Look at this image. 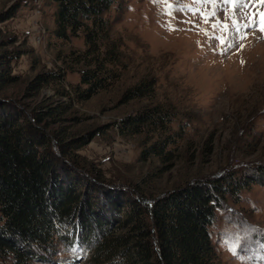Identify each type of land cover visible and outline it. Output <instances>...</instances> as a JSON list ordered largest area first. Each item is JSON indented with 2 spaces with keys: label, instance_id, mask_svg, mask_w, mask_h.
<instances>
[{
  "label": "rangeland",
  "instance_id": "1",
  "mask_svg": "<svg viewBox=\"0 0 264 264\" xmlns=\"http://www.w3.org/2000/svg\"><path fill=\"white\" fill-rule=\"evenodd\" d=\"M14 5L15 15L0 23V50L14 52L15 79L0 95L43 111L58 139L92 135L66 157L120 191L139 181L155 191L233 172L245 185L236 202L228 198L217 211L211 228L217 264H264V4L116 0L104 16L122 56L111 79L88 98L79 94L87 67L76 58L85 50L83 35L56 37L53 0H0V12ZM37 78L43 81L35 87ZM146 80L154 81L151 91L123 98ZM144 109L169 113L165 132L178 135L167 159L143 154L161 129L121 133V121ZM94 196L97 216L103 194ZM43 253L44 260L31 264H92L77 243L57 240ZM12 262V256L0 259Z\"/></svg>",
  "mask_w": 264,
  "mask_h": 264
},
{
  "label": "trees",
  "instance_id": "2",
  "mask_svg": "<svg viewBox=\"0 0 264 264\" xmlns=\"http://www.w3.org/2000/svg\"><path fill=\"white\" fill-rule=\"evenodd\" d=\"M53 1L56 37L83 35L85 50L76 58L87 67L81 73L86 87L79 94L88 98L111 79L122 56L120 43L109 40L110 22L104 16L116 0ZM15 11V5L1 11L0 23ZM14 57V52L0 50V91L15 79L10 73ZM56 76L51 74L50 79ZM35 81L38 87L43 80ZM153 87V80L143 81L123 98L144 96ZM29 108L0 95V259L12 256L13 264L42 261L43 251L59 240L77 243L92 264H217L211 237L217 211L227 207L228 198L236 202L245 185L233 172L155 191L139 181L120 191L87 177L86 170L69 162L68 155L92 135L65 142L48 132L49 116ZM170 121L168 111L144 109L119 125L122 134L161 129L143 154L167 159L172 153L168 146L178 135L165 132ZM81 180L84 188L79 194ZM97 192L103 194L104 209L95 216Z\"/></svg>",
  "mask_w": 264,
  "mask_h": 264
},
{
  "label": "snow or ice",
  "instance_id": "3",
  "mask_svg": "<svg viewBox=\"0 0 264 264\" xmlns=\"http://www.w3.org/2000/svg\"><path fill=\"white\" fill-rule=\"evenodd\" d=\"M206 3H216V0H205ZM221 2L223 3H229L231 2V0H221ZM260 3L264 4V0H259ZM244 7H246L247 5H243ZM169 7H171V5H169ZM209 15H215V13H209ZM262 17V24H264V13L260 14ZM207 22V20L205 21ZM246 27H250L251 25H245ZM261 32H264V26H261L260 28Z\"/></svg>",
  "mask_w": 264,
  "mask_h": 264
},
{
  "label": "built area",
  "instance_id": "4",
  "mask_svg": "<svg viewBox=\"0 0 264 264\" xmlns=\"http://www.w3.org/2000/svg\"><path fill=\"white\" fill-rule=\"evenodd\" d=\"M36 11H37V12L40 11L39 6L36 8Z\"/></svg>",
  "mask_w": 264,
  "mask_h": 264
}]
</instances>
